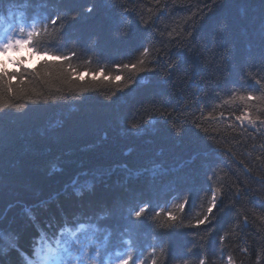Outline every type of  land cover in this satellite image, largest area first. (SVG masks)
<instances>
[{
	"label": "trees",
	"instance_id": "16d2710c",
	"mask_svg": "<svg viewBox=\"0 0 264 264\" xmlns=\"http://www.w3.org/2000/svg\"><path fill=\"white\" fill-rule=\"evenodd\" d=\"M17 8L29 11L24 0H0L8 23ZM39 10L60 16L52 27L83 73L74 83L98 67L139 82L115 96L124 81L101 76L80 94L56 82L35 103L18 101L22 113H0V234L14 233L27 252L40 228L103 213L114 242L131 236L148 250L146 264L151 247L158 264H264V124L241 125L244 105L224 103L264 84V0H54ZM145 47L148 70H117ZM212 193L216 207L196 226ZM185 199L174 227L152 221ZM145 203L136 221L130 210ZM7 244L2 264H20Z\"/></svg>",
	"mask_w": 264,
	"mask_h": 264
},
{
	"label": "snow or ice",
	"instance_id": "6c2138e0",
	"mask_svg": "<svg viewBox=\"0 0 264 264\" xmlns=\"http://www.w3.org/2000/svg\"><path fill=\"white\" fill-rule=\"evenodd\" d=\"M28 5L29 11H21L19 8L15 12L10 10L13 22L8 23L5 16L0 15V113L6 109H12L17 113H22L25 104L18 101L28 100L35 103L40 97L44 96L41 87L52 88L56 82L67 86L70 94H80L90 88L97 87L96 82L99 77L104 81L120 82L116 92H123L130 87L132 83H138V80L126 79L122 74L113 75L108 72L105 75V68L98 67L94 72L85 68L91 76L88 83H74L82 79L83 73L80 71V65L73 63L78 58L77 52L66 50L67 45L64 40V33L58 27L57 21L59 14L54 16L44 15L39 9H46L54 0H24ZM91 11V8L88 9ZM27 49L31 56L45 57L41 65L37 68H27V60L23 57L12 59L11 54L19 53L21 49ZM149 54V49L145 47L141 53V59L135 64L116 65L118 71L127 69L135 72L137 75L148 69L145 67V60ZM51 56L54 62L47 60ZM4 58H7L5 60ZM12 64L13 71H9L8 64ZM85 64L93 63L91 57L84 61ZM97 63H100L97 61ZM256 84L260 85V94L254 95L248 92L246 95L233 93L230 100H225V104L240 102L244 105L235 120L241 125L247 121L250 127L255 128L257 121L264 124V119L259 114L262 109L257 105H264V84L259 79ZM61 91L60 88L56 89ZM251 102H256L253 104ZM223 116V113L220 114ZM211 118V117H209ZM135 127V125L133 126ZM234 127V125H228ZM188 206V200L171 204L170 206H160L154 211L152 221L156 222L159 228L167 229L174 227L180 217L177 213H183ZM216 207V193H212L211 201L207 208V214L202 219L196 221V226L205 224L209 220ZM149 205L147 203L130 210V215L139 221L146 212ZM29 220L34 217L29 211L27 214ZM106 216L101 213L92 219H65L56 225L49 224L47 230L40 228L36 237L33 238L29 251H24L18 244V237L14 233L0 234V240L7 239V251L16 252L20 264H146L144 255L147 249L141 248L138 242L131 236L128 239H120L114 242L112 232L102 227L100 221ZM163 248L160 254L163 255ZM150 264H158L155 247H151L148 253ZM2 264V260H0ZM199 264H206L205 259H200Z\"/></svg>",
	"mask_w": 264,
	"mask_h": 264
},
{
	"label": "rangeland",
	"instance_id": "374dc122",
	"mask_svg": "<svg viewBox=\"0 0 264 264\" xmlns=\"http://www.w3.org/2000/svg\"><path fill=\"white\" fill-rule=\"evenodd\" d=\"M16 57H23L27 60V64L25 65L27 67L32 66L40 58V56H31V58H29L30 55H28L24 49H21L19 53L11 54L12 59H15ZM4 59L7 60V58ZM8 66H12V64L9 63Z\"/></svg>",
	"mask_w": 264,
	"mask_h": 264
},
{
	"label": "bare ground",
	"instance_id": "6f19581e",
	"mask_svg": "<svg viewBox=\"0 0 264 264\" xmlns=\"http://www.w3.org/2000/svg\"><path fill=\"white\" fill-rule=\"evenodd\" d=\"M100 176V175H99Z\"/></svg>",
	"mask_w": 264,
	"mask_h": 264
}]
</instances>
